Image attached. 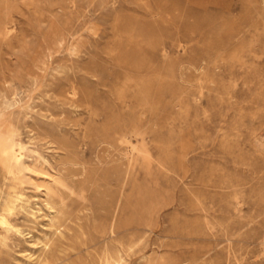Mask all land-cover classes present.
Masks as SVG:
<instances>
[{"label": "rangeland", "instance_id": "374dc122", "mask_svg": "<svg viewBox=\"0 0 264 264\" xmlns=\"http://www.w3.org/2000/svg\"><path fill=\"white\" fill-rule=\"evenodd\" d=\"M4 94L0 210L18 150L69 218L0 264H264V0H0Z\"/></svg>", "mask_w": 264, "mask_h": 264}, {"label": "bare ground", "instance_id": "6f19581e", "mask_svg": "<svg viewBox=\"0 0 264 264\" xmlns=\"http://www.w3.org/2000/svg\"><path fill=\"white\" fill-rule=\"evenodd\" d=\"M50 74H52V73H50ZM71 91H72V89H71ZM14 100H15V98H14ZM10 104H11V100L9 99V97L7 95L4 94V96L0 100V108L1 107L2 108H9ZM29 106H31V105H29ZM0 111H1V109H0ZM19 132H21V131H19ZM182 153H184V152H182ZM23 158H24V153L22 151L13 150V159H14L15 164H14V167L10 170L11 177H10L9 183L7 184L6 195L4 196L3 201L1 202L0 242H3V243L5 242V231H7L8 229H10L11 231H13L15 233H19V234L24 235V230L22 229V227L18 223H16L15 221H13L11 217L18 216L20 214H24L27 219H29L33 222H38L40 219V216L43 214V211L45 210L44 215L49 216V224L53 227V236H51V237L48 236L46 238L45 245L55 243L56 240L60 237V235L63 234V232H64L63 227L64 228L68 227V218L69 217L67 216L65 209L60 205L61 200L56 201L52 198V194L50 193V189L47 188L45 190V194H44L45 196L44 197H40L38 194H29L26 191L25 179H24L23 174H22ZM108 174H110V173H108ZM59 176H60V174H59ZM124 260H125V256L123 254V249L121 248V246L115 245V247L112 250H107L106 247L104 248L103 253L101 254V256L98 260V264H115V263L122 264L124 262Z\"/></svg>", "mask_w": 264, "mask_h": 264}]
</instances>
